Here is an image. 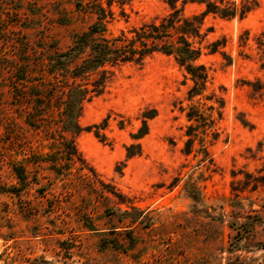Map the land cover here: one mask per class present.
I'll list each match as a JSON object with an SVG mask.
<instances>
[{"label":"rangeland","instance_id":"obj_1","mask_svg":"<svg viewBox=\"0 0 264 264\" xmlns=\"http://www.w3.org/2000/svg\"><path fill=\"white\" fill-rule=\"evenodd\" d=\"M99 6L108 36L171 12L168 0H0V264H264V0L243 20L206 17L200 96L156 54L115 69L73 137L53 61Z\"/></svg>","mask_w":264,"mask_h":264},{"label":"trees","instance_id":"obj_2","mask_svg":"<svg viewBox=\"0 0 264 264\" xmlns=\"http://www.w3.org/2000/svg\"><path fill=\"white\" fill-rule=\"evenodd\" d=\"M168 4L171 12L167 16L139 28L122 31L117 36L107 35V24L112 14L99 6L96 12L97 22L88 31L77 36L72 49L55 57L52 74L57 76L59 90H64L61 111V131L64 134L69 133L75 137L84 131L79 122L84 103L103 93L106 82L115 69L127 64L143 65L148 58L156 54L173 57L194 83L190 98L200 96L206 90L209 76L206 67L200 64L205 50L203 44L206 34L203 26L206 17L214 15L227 20H243L259 7L260 0H168ZM195 5L202 7V11L188 15L186 7ZM217 50L215 45L212 52ZM86 51L88 56L77 63ZM69 65H73L70 71ZM68 75L73 82L67 78ZM62 80L68 85H60ZM85 81L90 82L83 84ZM188 118H199L203 122L208 120L197 110L191 111ZM150 119L152 117L146 118L143 127L134 135L136 142L149 134L147 121ZM209 123L212 125L213 121ZM93 129L96 130V137L102 143H107L106 137L100 133L103 127H89V130ZM194 132L195 127H189L188 137L194 136ZM62 140L65 141L64 138ZM64 146L69 148L71 155L76 154L74 141L64 143ZM192 147L193 140L190 139L187 143V154L192 152ZM126 150L128 159L142 154L140 143L132 144Z\"/></svg>","mask_w":264,"mask_h":264}]
</instances>
